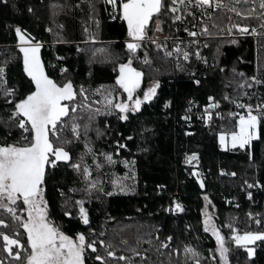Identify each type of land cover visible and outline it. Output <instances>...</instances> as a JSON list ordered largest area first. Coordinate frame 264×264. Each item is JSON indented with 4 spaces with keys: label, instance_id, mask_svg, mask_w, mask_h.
<instances>
[{
    "label": "snow or ice",
    "instance_id": "1",
    "mask_svg": "<svg viewBox=\"0 0 264 264\" xmlns=\"http://www.w3.org/2000/svg\"><path fill=\"white\" fill-rule=\"evenodd\" d=\"M87 2L89 18L99 28L100 21L95 19L96 0ZM103 4L110 20L122 21L126 26L122 42L125 57L112 59L115 75L111 85L100 84L96 88L86 87L83 83L77 85L73 79L66 78L68 68L59 65H52L51 69L59 68L62 79L53 78L49 74V65L42 59V42L19 25L14 27L29 88L23 95H18L12 87L0 89L4 107L9 111L3 124L9 131L0 142V264H89V261L91 264H120L121 261L137 264L133 257H140L138 264H151L144 254L148 250H140L141 236H137L134 245L129 244L126 238L121 239L119 243L131 255L118 256L113 240L105 239L106 232L97 233L91 225L86 200H90L95 192H104L101 170L117 163L134 169L136 161L116 159L120 150L127 148L120 140L115 141L113 151L97 150L90 132L94 131L97 137L107 135L110 124L105 120L104 130H101L97 125L98 117L115 116L119 121H129L131 114L139 113L142 106L157 96L159 80L150 79L148 86L142 87L148 75L145 68L159 71L153 69L157 60L174 62L176 68L185 71L193 59L207 65V57L201 49L209 47V44L202 38L264 35V0H103ZM28 11L33 9L29 7ZM251 21H256L255 26ZM165 27L168 34L159 35L165 32ZM181 30L189 39L184 40L178 35ZM84 31L88 33L84 43L95 44L96 33L89 32L88 28ZM230 42L237 41L233 38ZM77 51L85 49L78 48ZM106 51L94 49L90 62L97 52ZM219 54L220 47L217 46L214 61ZM4 72L5 69L0 67V85L7 84ZM236 75L240 77L236 84L238 91L234 89V95L224 94L221 99L209 95L200 119L206 124L214 115L223 120L216 132L219 147L226 151L244 150L251 160L254 142H264V95L255 91L249 93L246 89L264 87V79L256 76L245 78L243 73ZM194 83L200 85L201 80L195 79ZM221 100L235 105L238 111H229L225 118L219 111ZM168 106L169 102H166L165 107ZM188 112L190 109L182 117L185 121L191 119ZM11 130L19 131V139L12 138ZM126 139L131 140L132 137ZM77 146H80V151L74 155ZM85 157L91 158L92 165L86 162ZM192 161L198 162L196 153L186 155L185 163L191 164ZM61 164L76 174L78 180L75 183L80 185L70 187L68 193H82L81 198L74 199L61 190L63 215L88 226L87 231L69 234L63 225L51 218L50 202L46 198L47 181ZM93 166L96 176L93 175ZM191 175L197 178L201 189L205 188L201 173L194 169ZM221 175L234 177L236 173H226L221 169ZM131 178H135L134 170ZM111 183L121 192L131 190L120 178H113ZM244 184L247 188L260 186L259 181L252 184L245 180ZM157 187L163 188L162 185ZM247 195L252 198L250 191ZM204 200L207 204L202 210V225L203 231L210 233L215 240V247L209 249L213 264H231V245L237 250L244 249L249 259L255 256L258 242L264 245V228L241 233L231 219L218 226L213 214L207 211L208 207L215 206L207 194ZM166 211L183 212L184 208L173 200ZM247 216L258 226L264 224V217L259 213L249 212ZM223 228L229 229L227 236ZM154 240L156 251L160 252L171 248L174 237L166 235L161 238L158 230ZM148 243L151 244L152 239ZM101 248L103 254L99 251ZM180 250V246L171 248L167 255L171 257L173 252L179 253ZM182 251L183 261H170V264H203L202 253L195 247L183 245Z\"/></svg>",
    "mask_w": 264,
    "mask_h": 264
},
{
    "label": "trees",
    "instance_id": "2",
    "mask_svg": "<svg viewBox=\"0 0 264 264\" xmlns=\"http://www.w3.org/2000/svg\"><path fill=\"white\" fill-rule=\"evenodd\" d=\"M29 7L33 9L32 12L28 11ZM104 8L103 0H96L95 19L100 21L97 28L94 20L89 18L87 0H0V67L5 69L4 79L7 81L6 85H0V89L12 87L18 95H23L29 88L28 78L23 72L22 54L17 47L18 38L14 32L17 25L27 31L38 32L35 38L43 44L42 59L49 65V74L53 78L62 79L59 68L55 71L51 69L52 65H59L68 68L66 78L73 79L77 85L83 83L86 87L96 88L100 84H113L115 73L111 61L116 57L121 60L125 57L122 42L126 26L122 21H111ZM85 28L96 33L95 44L84 43L88 39ZM231 40L224 38L213 42V55H216L217 46L220 47V54L215 60V66L200 85H194L180 76L173 78L170 64L157 60L153 69L159 71L145 68L148 75L142 84L150 79L160 81L157 96L152 101L142 106L139 113L131 114L129 121H119L115 116L97 118L101 130H104L105 120L110 127L106 130L108 134L103 137H97L94 131L90 132L94 147L99 151H113L115 141L120 140L127 148L121 149L116 159L136 161L134 169L117 163L101 170V173L114 171L119 177L129 176L131 180L128 186L131 190L119 191L118 187L114 188L110 178H101L100 174L104 192H96L90 200H86L92 227L97 233L106 232L104 238L112 239L117 245L118 256L131 255L119 243L121 239L126 238L129 244L134 245L137 236H141L140 250H148L144 254L151 264L183 261V245H191L199 250L203 264H213L209 249L215 247V240L210 233L203 231L202 225L205 194L215 206L210 208L218 226L231 219L234 226L242 231L264 228L247 216L251 212L264 217V142H254L253 158L250 160L244 150L226 151L217 148L216 132L223 123L206 130L192 119L186 123L180 118L183 110L206 103L209 95L217 99H221L224 94L234 95L240 80L237 73H243L247 78L255 69L258 77L264 79V48L255 47L248 37L236 38V43H231ZM261 43L264 45V39L256 42L257 45ZM78 48L85 51H77ZM97 48L107 51L97 52L90 62L89 57ZM221 68L224 71H220ZM261 90L264 95V87ZM189 101L192 103L189 104ZM166 102H169L168 107H165ZM221 103L228 102L221 100ZM8 115L9 111L4 107V99L0 94V142L9 131L3 126ZM186 128L190 131L188 134L184 133ZM11 135L13 139H19L20 133L11 130ZM129 136L131 140L126 139ZM79 151L80 146H77L74 155ZM191 153L197 154L198 162L182 165V157ZM85 160L92 165L91 158L85 157ZM194 169L201 173L204 180L203 192L196 177L191 175ZM221 169L226 173L235 172L236 176L221 175ZM133 170L134 179L131 178ZM93 175H97L94 169ZM77 180L76 174L61 164L48 179L46 187L51 218L63 225L69 234L87 231L88 227L63 215L64 198L61 190L68 193L70 187H80L75 183ZM245 180L252 184L259 181L261 192L252 193L249 199L243 187ZM158 185L163 188H158ZM108 192L112 194L106 195ZM68 194L74 199L80 198V192ZM175 196L183 204L184 211L167 215L165 206ZM227 198H231L230 203L225 202ZM234 201L238 202L237 206L231 205ZM158 230L161 238L166 235L174 237L171 248L180 246L179 253L173 252L169 257L167 253L171 248L156 251L154 237ZM222 231L226 236L229 234L227 228ZM150 239L151 244L148 243ZM230 247L231 264H264V245L259 242L256 255L251 259L244 249L237 250L234 245ZM99 251L103 254L104 250L101 248ZM133 260L138 264L140 257H133Z\"/></svg>",
    "mask_w": 264,
    "mask_h": 264
},
{
    "label": "built area",
    "instance_id": "3",
    "mask_svg": "<svg viewBox=\"0 0 264 264\" xmlns=\"http://www.w3.org/2000/svg\"><path fill=\"white\" fill-rule=\"evenodd\" d=\"M111 21H112V20H111ZM225 23H226V21H225ZM250 23H251L253 26H255L256 21H251ZM28 32H30V33L32 34V36H34V37H36L37 34H38L37 31H30V30H28ZM166 34H168V29H167V27H166L165 32H164L163 34H160V35L163 36V35H166ZM178 35H179L182 39H184V40L189 39V38L187 37V34L184 33L182 30L178 33ZM242 37H248V38L252 39L253 44H254L255 47H260V48H262V45H263V44H262V43H261V44H258V45H259V46H258V45L256 44V42H257V40L264 39V35H234L233 37H229V36H227V35H219V36L213 37V38H211V39H209V38H202V39H206L207 42H208V44H209V47H207V48H202V49H201L202 54H203L205 57H207V60H208L207 65H206V64H203V63H201V62H199V61H196L195 59H193L191 65H186V70H185V71H180L178 68H176L174 62H171V63H169V64H170V69H171V72H172L171 76H172L173 78H174V77H177V76H180V77L186 78V79H188L191 83H193L194 85H196V84L194 83V80H195V79H200V80L202 81L203 79H205V78L207 77V75L209 74L210 70L213 68V64H215V61H214V59H213L214 55H213V52H212V51H213V49H212V44H213V42H214L215 40L224 39V38H227V39H233V38H234V39H236V38H242ZM263 48H264V47H263ZM193 73H195L194 76H193ZM251 76H256L258 79H262V78L258 77V74L256 73L255 69H254V71H253L248 77H251ZM173 78H171V79H173ZM261 87H262V86H255L253 89H246V91H248L249 93L255 91V92H257L258 95H262ZM243 99L247 102V98H246V97H244ZM254 100H255V98H254ZM254 100H253V102H254ZM207 102H208V101H207ZM207 102H206V103H207ZM206 103L201 104V105H198V106L193 105L192 108L190 109V112H188V114L191 116V119H192L193 121L200 123V124L204 127V129H206V130H210L211 128L216 127V126H218V125L224 123V121L221 120L219 117H216L215 115L213 116L212 121H211L210 123H207V124H206L202 119H200V117L202 116L203 111H204V105H205ZM186 111H187V110H183V111L180 113V118H181L182 121H185L182 117H184ZM214 111H215V110H214ZM219 111H221V112L224 114L225 118H227V113H228L229 111H238V109L235 108V105H232V104H230V103L228 102V103H226V104H222V103H221V108L219 109ZM185 122L188 123V122H190V120H189V121H185ZM189 132H190V131H189L187 128L184 130V133H185V134H186V133H189ZM217 148H218V149H221V148L219 147V143H217ZM185 157H186V155H184V156L182 157V160H181V164H182V165H185V164H186V163H185ZM220 174H221V172H220ZM243 187H244V190L246 191V193H248L249 191H250L251 193H258V192H261V187H260V186H256V187H252V188H247V186L244 184ZM173 200L179 202V203L183 206V204L181 203V201L179 200V198H178L177 196H175V197L172 199V201H173ZM172 201H171V202H172ZM171 202H170V203H167L166 206H165V213H166L167 215H173L174 213H176V212H172V211H166V209H168V208L170 207ZM225 202H226V203H230V202H231V198H230V199H229V198L225 199ZM237 204H238V202H237V201H234V202H232L231 205H233V206H237ZM183 208H184V206H183ZM262 225L264 226V224H262ZM238 230H239L241 233L243 232L241 229H238Z\"/></svg>",
    "mask_w": 264,
    "mask_h": 264
},
{
    "label": "rangeland",
    "instance_id": "4",
    "mask_svg": "<svg viewBox=\"0 0 264 264\" xmlns=\"http://www.w3.org/2000/svg\"><path fill=\"white\" fill-rule=\"evenodd\" d=\"M159 35H160V34H159ZM149 83H150V80L146 81L145 84L142 85V87H147ZM93 167H94V166H93ZM93 169H94V168H93ZM94 176H95V175H94ZM104 176H105L106 178H110V180H112L113 178H120L121 182L129 188L128 185H129V182H130V180H131V179L129 178V176H127V178H126V176H121V175H120V177H119V175H117V173L114 172V171H109V173H108V172H103V173H101V178H103ZM128 191H129V190H128ZM95 193H96V192H95ZM95 193H94V194H95ZM97 193H98V192H97ZM94 194H93V195H94ZM79 195H80V198H81L82 193H80ZM77 199H78V198H77ZM206 204H207V202L204 200V206H203L202 210L205 209ZM207 211H208L209 213L213 214V213H212V210H211L210 207L207 208ZM202 221H203V215H202ZM210 235H211V234H210ZM213 238H214V237H213Z\"/></svg>",
    "mask_w": 264,
    "mask_h": 264
},
{
    "label": "water",
    "instance_id": "5",
    "mask_svg": "<svg viewBox=\"0 0 264 264\" xmlns=\"http://www.w3.org/2000/svg\"><path fill=\"white\" fill-rule=\"evenodd\" d=\"M202 178V177H201ZM196 181H197V178H196ZM197 183H198V181H197ZM198 185H199V183H198ZM201 191L203 192L204 191V188L203 189H201Z\"/></svg>",
    "mask_w": 264,
    "mask_h": 264
}]
</instances>
